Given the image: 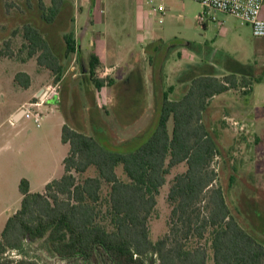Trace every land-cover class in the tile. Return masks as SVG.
I'll list each match as a JSON object with an SVG mask.
<instances>
[{
    "label": "trees",
    "instance_id": "trees-1",
    "mask_svg": "<svg viewBox=\"0 0 264 264\" xmlns=\"http://www.w3.org/2000/svg\"><path fill=\"white\" fill-rule=\"evenodd\" d=\"M67 1L50 0L46 6L37 0L34 8L31 0H24L27 14L11 33H20L22 38L18 51L25 56L18 58H34L38 66L51 72L54 82L61 81L75 53L74 35L65 33L63 48L57 50L42 25L52 23ZM15 54L5 40L0 57ZM97 66L91 56L88 74L99 91L112 80L95 78ZM237 73L229 70L220 77L213 70L199 72L176 99L169 97L173 90L169 86L162 92L155 128L130 152L108 148L64 123L60 140L68 150L61 161L62 173L45 183L41 192L32 191L27 178L19 180L20 205L0 231V264H39L27 253L35 244L66 264L73 260L84 264H147V260L149 264H208L209 251L212 264H264V242L255 226L235 217L223 189L213 187L217 174L212 162L219 146L204 122V112L215 95L237 86L244 87L243 93L251 91L250 76ZM253 79L262 82L261 77ZM13 80L23 89L31 84L25 71L16 72ZM183 162L186 169L173 176L168 188L167 231L153 240L149 220L157 195L170 170ZM90 169L93 175L78 177ZM104 185L108 188L103 194ZM207 234L209 248L188 245L190 239L202 240ZM10 252L19 257L9 256Z\"/></svg>",
    "mask_w": 264,
    "mask_h": 264
},
{
    "label": "rangeland",
    "instance_id": "rangeland-1",
    "mask_svg": "<svg viewBox=\"0 0 264 264\" xmlns=\"http://www.w3.org/2000/svg\"><path fill=\"white\" fill-rule=\"evenodd\" d=\"M43 2L46 6L50 5V0ZM158 2L164 7L163 14L150 19L152 39L142 42L145 47H151L153 54L150 57L151 67L147 65V71L140 74L143 99L134 100L132 97L128 101L126 95L115 98L116 94L128 91L125 85L127 73L102 67L95 71L94 77H106L112 80V84L105 85L96 97L87 68L83 72L79 67L75 71L70 70L71 64L76 63L71 58L67 63H71L67 66L70 71L63 74L66 78L64 82L62 79L59 82L60 102L47 101L38 107L43 115L40 122H35L32 117L15 122L10 113L29 94L14 82L15 73H29L31 90L34 91L50 89L55 82L51 72L38 66L34 58L26 61L18 58L25 56L24 52L18 51L22 38L20 33L15 36L11 33L27 14L24 0H0V48L8 40L16 53L11 58L0 57V231L6 219L20 205L18 183L21 178L30 179L32 191L41 192L44 188L41 181L46 175L53 173L58 176L62 173V166L56 163L63 146L56 118H66L68 125L94 136L108 148L130 152L145 141L155 128L162 92L169 86H173L169 97L176 99L186 88L187 81L199 72L213 70L222 77L229 70H237L238 76H250L251 91L243 93L244 87L237 86L215 95L208 100L204 112V122L216 136L219 146V154L212 162L217 174L213 187L223 189L235 217L243 223L247 222L249 227L255 226L256 235L261 236L263 239L258 237L264 242V37H255L251 27L241 19L218 11L207 13L200 22L198 15L203 14L204 8L195 0ZM31 3L35 8L37 0H31ZM125 18L134 23L132 10L126 12ZM42 28L46 34L50 33L46 24ZM49 36L55 49L62 50L59 36ZM155 46L157 48L153 50ZM257 77H261L262 82L253 81ZM75 80L83 85L75 87ZM14 86L19 89H14ZM135 87L131 91L135 92ZM245 89L248 90V87ZM25 100L21 108L38 99L30 97ZM11 120L14 121L12 124ZM171 125L170 118L169 130ZM185 169L184 162L173 167L157 195L155 210L149 220L153 240L167 231L170 181L176 173ZM94 173L90 169L78 177ZM117 173L121 179H126L120 168H117ZM107 188L104 185L103 194ZM197 244L209 248V234L202 240L192 238L188 243L189 246ZM27 253L39 264L68 263L51 256L39 244L29 246ZM208 254V264H212L211 252ZM8 255L19 257L14 252ZM146 262L149 264L148 260ZM69 264L84 263L73 260Z\"/></svg>",
    "mask_w": 264,
    "mask_h": 264
},
{
    "label": "crops",
    "instance_id": "crops-1",
    "mask_svg": "<svg viewBox=\"0 0 264 264\" xmlns=\"http://www.w3.org/2000/svg\"><path fill=\"white\" fill-rule=\"evenodd\" d=\"M157 2L158 0H154V3H150L149 0H68L64 4L59 16L52 23L46 24L48 32L50 31V33L47 34L49 38V34L54 35V37L58 35L59 41L63 43V35L72 31L75 40V53L72 54L71 58L75 60L76 63L71 64L69 62L71 64L70 70L75 71L78 67L81 68L82 72L85 71V68L88 70L90 57L94 56L98 61V66L95 71L102 67L112 71L115 70V72L123 70V72L127 73L125 85L128 91L124 94L122 92L116 94L115 98L120 99L122 95H126L128 101H130L129 99L132 97L134 100L143 99V95L140 92L142 88L140 87V74L145 72V70L147 71V65L151 67L150 57L153 54L151 53V47H145L142 42L143 40L152 39L149 29L150 19L153 20V16L163 14V11L152 10V6L160 4ZM131 10L135 17L134 23H129V20L125 18L126 12H130ZM261 14L264 17V4ZM67 21L69 22L66 27ZM156 48V46L153 47V50ZM69 69L66 67L64 73L69 72ZM73 77L75 78L76 76ZM65 79L63 75L62 81L64 82ZM75 81V87H77V85H83L81 82ZM136 81H138V83ZM133 86H136L135 92L131 91ZM31 88L32 81L30 86L24 89L29 92L25 99L30 97L38 99L41 97L43 89L34 91L31 90ZM62 88L61 85V89ZM103 88L104 87L99 91L93 88L96 94L93 90L92 93L94 92V95L97 97ZM14 89L19 88L18 86H14ZM25 99L21 105L15 107L10 113V116L15 122H19L24 118L22 116L19 118L14 117L21 110V106L27 101ZM53 100L56 103L60 102L59 99L57 100L54 98L48 101L50 102ZM56 119L58 120L56 125L60 127L61 133L62 125L64 123L68 124L66 121L67 119ZM62 145V148H60L62 150L56 159V163H60V166L62 158L67 152L65 148L67 147L68 150L66 144L62 143ZM55 176L57 175H53V173L46 175L41 181L42 184L45 185V183ZM28 180L31 185L30 179Z\"/></svg>",
    "mask_w": 264,
    "mask_h": 264
},
{
    "label": "built area",
    "instance_id": "built-area-1",
    "mask_svg": "<svg viewBox=\"0 0 264 264\" xmlns=\"http://www.w3.org/2000/svg\"><path fill=\"white\" fill-rule=\"evenodd\" d=\"M154 3V0H149ZM199 2L203 8V14L198 15V20L201 22L207 16V13L218 11L233 15L241 19L244 23L251 27L252 34L255 37H264V17L262 16V6L264 0H195ZM163 5L159 4L152 6L153 11H163ZM213 19V17H211ZM59 82H55L50 89H43L41 97L35 102H29L21 108L22 117L34 118L35 122H40L43 115L38 107L47 103L48 99H59ZM14 121L11 120V124Z\"/></svg>",
    "mask_w": 264,
    "mask_h": 264
},
{
    "label": "water",
    "instance_id": "water-1",
    "mask_svg": "<svg viewBox=\"0 0 264 264\" xmlns=\"http://www.w3.org/2000/svg\"><path fill=\"white\" fill-rule=\"evenodd\" d=\"M22 110H20L16 115H15V117L14 118H19L20 116H22Z\"/></svg>",
    "mask_w": 264,
    "mask_h": 264
}]
</instances>
